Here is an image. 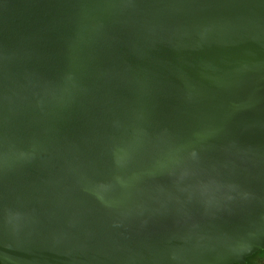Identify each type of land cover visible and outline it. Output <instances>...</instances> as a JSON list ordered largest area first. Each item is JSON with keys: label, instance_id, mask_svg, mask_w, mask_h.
Returning <instances> with one entry per match:
<instances>
[{"label": "water", "instance_id": "1", "mask_svg": "<svg viewBox=\"0 0 264 264\" xmlns=\"http://www.w3.org/2000/svg\"><path fill=\"white\" fill-rule=\"evenodd\" d=\"M261 249L264 0H0V264Z\"/></svg>", "mask_w": 264, "mask_h": 264}, {"label": "trees", "instance_id": "2", "mask_svg": "<svg viewBox=\"0 0 264 264\" xmlns=\"http://www.w3.org/2000/svg\"><path fill=\"white\" fill-rule=\"evenodd\" d=\"M264 257V249H261L247 258L244 263L235 264H261V258Z\"/></svg>", "mask_w": 264, "mask_h": 264}, {"label": "rangeland", "instance_id": "3", "mask_svg": "<svg viewBox=\"0 0 264 264\" xmlns=\"http://www.w3.org/2000/svg\"><path fill=\"white\" fill-rule=\"evenodd\" d=\"M261 264H264V257L261 258Z\"/></svg>", "mask_w": 264, "mask_h": 264}]
</instances>
